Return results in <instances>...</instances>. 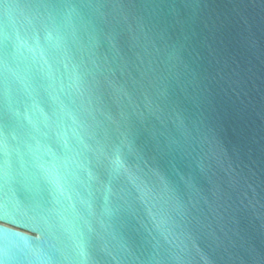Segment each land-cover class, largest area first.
<instances>
[{"label": "water", "instance_id": "water-1", "mask_svg": "<svg viewBox=\"0 0 264 264\" xmlns=\"http://www.w3.org/2000/svg\"><path fill=\"white\" fill-rule=\"evenodd\" d=\"M0 264H264V0H0Z\"/></svg>", "mask_w": 264, "mask_h": 264}]
</instances>
